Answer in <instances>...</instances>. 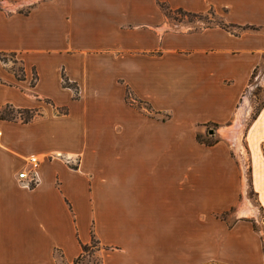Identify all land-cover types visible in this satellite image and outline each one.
Listing matches in <instances>:
<instances>
[{
  "label": "crops",
  "instance_id": "1",
  "mask_svg": "<svg viewBox=\"0 0 264 264\" xmlns=\"http://www.w3.org/2000/svg\"><path fill=\"white\" fill-rule=\"evenodd\" d=\"M159 3L229 28L173 26ZM263 63L264 0H0V264H73L93 235L103 264H264L239 216L264 212V104L248 169L198 141L236 121Z\"/></svg>",
  "mask_w": 264,
  "mask_h": 264
},
{
  "label": "rangeland",
  "instance_id": "2",
  "mask_svg": "<svg viewBox=\"0 0 264 264\" xmlns=\"http://www.w3.org/2000/svg\"><path fill=\"white\" fill-rule=\"evenodd\" d=\"M168 21L173 26H183L191 28H205L212 27L223 24L222 14L211 10L207 13L201 14L197 17L195 16H186L185 14H180L174 11L168 12ZM14 61V59L11 58ZM15 62V61H14ZM14 68L19 72L22 68L21 65L16 62ZM264 102V63L257 70L255 77L252 79L251 84L249 85L245 97L240 106V112H238V118L234 123H231L228 127L221 129L220 133H216L218 127H211L213 134L207 133L204 136H200L202 140L206 142H215L216 140H221L223 137L225 140L229 141L231 145L233 154L240 161H242L245 168L248 169L249 158L245 149V135L247 133L248 127L252 121L253 115L259 106ZM231 126V127H230ZM246 179H249V171L247 170ZM248 199H245L244 204H248V201L255 207L257 203L254 199L252 191H248ZM248 205L243 207L239 216H242L243 219H246L253 223V226L262 235L264 239V212L260 210L259 216L252 217L248 213ZM234 215V210L222 215L225 220H228L232 223ZM250 217V218H248ZM80 264H103L102 261V248L96 246L94 249L86 255L83 262Z\"/></svg>",
  "mask_w": 264,
  "mask_h": 264
},
{
  "label": "trees",
  "instance_id": "3",
  "mask_svg": "<svg viewBox=\"0 0 264 264\" xmlns=\"http://www.w3.org/2000/svg\"><path fill=\"white\" fill-rule=\"evenodd\" d=\"M161 9L163 10V12L165 13V15L167 16L168 18V12L170 11H173L169 8V6L165 3H159ZM174 12H177V13H180V14H185L186 16H199L201 14H192V13H188V12H185L183 10H176ZM220 26L222 27H225V28H229V26H226L224 24H221ZM246 29H251V30H258V28L256 27H246ZM258 70V69H257ZM257 70L254 72L253 76H252V79L255 77L256 75V72ZM21 73V74H20ZM19 75L20 77L19 78H23V70L21 69L19 71ZM251 79V81H252ZM36 80H37V77L36 75H34V79H33V82H32V86L34 87L35 86V83H36ZM251 81H250V84H251ZM63 85L66 87V88H70L74 91L75 93V97L78 98L79 97V87L77 86V84L75 83H71L69 81V79L63 75ZM127 102L130 104V105H133V106H137L138 108L142 109H146L147 112H150V113H153V114H158L156 112H154L151 108V106L148 104V103H145V102H142L138 99H136L133 95V93L128 90L127 91ZM264 104V102L259 106V108L256 110V112L254 113L253 115V118L252 120H254L256 118V116L258 115L262 105ZM18 114H21V118L23 120V122L25 123H28L30 122L38 113V110L34 109V110H19L17 111ZM2 118H8V119H16V115H15V110L13 109H6L2 115H1ZM166 119V117H164L162 120L164 121ZM198 141L202 144H205L207 146H212L214 144V142H206L204 140L201 139V137H198ZM35 185L32 184V187H34ZM96 246H100V243L99 241L95 238V236L93 235L92 237V240L91 242L88 244V245H82V254L79 256L78 259L75 260V262L73 264H80L81 262H83V260L85 259L86 255L91 251V249H94Z\"/></svg>",
  "mask_w": 264,
  "mask_h": 264
},
{
  "label": "built area",
  "instance_id": "4",
  "mask_svg": "<svg viewBox=\"0 0 264 264\" xmlns=\"http://www.w3.org/2000/svg\"><path fill=\"white\" fill-rule=\"evenodd\" d=\"M0 136H1V132H0ZM29 163L32 164V165H37L39 163V159L37 157L33 156V157H31L29 159ZM19 176H20V179H28V178H30L29 174L26 173V172L21 173ZM31 182L34 185L36 184L37 177H36L35 174L31 177Z\"/></svg>",
  "mask_w": 264,
  "mask_h": 264
},
{
  "label": "water",
  "instance_id": "5",
  "mask_svg": "<svg viewBox=\"0 0 264 264\" xmlns=\"http://www.w3.org/2000/svg\"><path fill=\"white\" fill-rule=\"evenodd\" d=\"M210 133H211V134H213V133H214V131L212 130V131H210Z\"/></svg>",
  "mask_w": 264,
  "mask_h": 264
}]
</instances>
